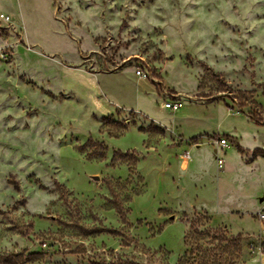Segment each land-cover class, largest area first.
<instances>
[{
	"label": "rangeland",
	"instance_id": "374dc122",
	"mask_svg": "<svg viewBox=\"0 0 264 264\" xmlns=\"http://www.w3.org/2000/svg\"><path fill=\"white\" fill-rule=\"evenodd\" d=\"M0 13V264H179L196 229L224 264H262L264 0Z\"/></svg>",
	"mask_w": 264,
	"mask_h": 264
},
{
	"label": "trees",
	"instance_id": "16d2710c",
	"mask_svg": "<svg viewBox=\"0 0 264 264\" xmlns=\"http://www.w3.org/2000/svg\"><path fill=\"white\" fill-rule=\"evenodd\" d=\"M232 101H235L232 99ZM237 104L238 108L243 109L245 106L244 102L240 101H235ZM252 121H254L257 125H263L264 126V120H261L258 118L254 113L247 114ZM260 151L261 154H258L260 156H264V152L262 150H257ZM220 232L221 236H218L216 239L218 240H225L229 241V237L227 236V232L224 230H214L213 232ZM211 231H202L199 229L194 230V235L192 236V239H194V243H196V246L190 245V242L188 241V245H190V250H187L184 254V256L181 258L179 264H190L193 261H199L201 264H224V254L228 250L227 246H221L218 248L220 251L219 254L212 255L211 251L205 247L202 243L205 241L207 237H210ZM222 237V238H221ZM189 240V237H188Z\"/></svg>",
	"mask_w": 264,
	"mask_h": 264
},
{
	"label": "built area",
	"instance_id": "2783aa9c",
	"mask_svg": "<svg viewBox=\"0 0 264 264\" xmlns=\"http://www.w3.org/2000/svg\"><path fill=\"white\" fill-rule=\"evenodd\" d=\"M10 21H11V19H10V17L8 15H5L3 13H0V22H10ZM137 74L138 75H143L144 77H146V75L141 70H138V73ZM165 107L167 109L174 110V109L177 108V105L173 101H171V102H167L165 104ZM218 143L221 144L222 147H224V146L227 145V142L226 141H223V140H219ZM183 159H184V161H189L191 159L190 154H186L183 157ZM223 164H224V159L223 158H220L218 160L219 167H222ZM260 219H261V221H264V212H261Z\"/></svg>",
	"mask_w": 264,
	"mask_h": 264
},
{
	"label": "crops",
	"instance_id": "0c3cea01",
	"mask_svg": "<svg viewBox=\"0 0 264 264\" xmlns=\"http://www.w3.org/2000/svg\"><path fill=\"white\" fill-rule=\"evenodd\" d=\"M118 90V91H117ZM115 92L113 91L112 93L114 95H117V93L119 95L117 96H121V98L123 97V99L125 100V102L123 101V104H120L121 107H127V108H134V109H139L136 105L138 104L139 100V94H128L127 92L123 91L122 88H118ZM121 91V92H120ZM135 103V105H134ZM135 106V107H134ZM259 263L264 264V256H262V258L259 260Z\"/></svg>",
	"mask_w": 264,
	"mask_h": 264
}]
</instances>
